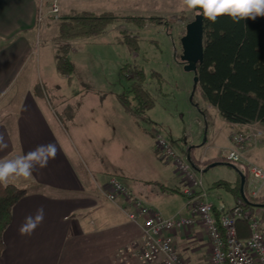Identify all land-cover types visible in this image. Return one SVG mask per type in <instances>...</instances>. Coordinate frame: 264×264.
<instances>
[{
  "label": "crops",
  "instance_id": "obj_1",
  "mask_svg": "<svg viewBox=\"0 0 264 264\" xmlns=\"http://www.w3.org/2000/svg\"><path fill=\"white\" fill-rule=\"evenodd\" d=\"M40 5L41 0H0V135L8 145L0 150V159H13L42 144L57 147L47 167H37L30 178L8 183L29 194L13 208L0 264H113L118 249L140 237L142 220L131 221L132 209L126 201L106 199L111 178H119L164 217L188 216L176 197H183L182 181L176 168L161 162L154 151L160 131L148 132L144 124L128 116L117 100L122 93H112L105 103L90 100L87 91L70 90V85L66 90L59 88L72 77L59 74L55 44L54 49L43 47L41 51L40 45L38 55L32 54L39 36ZM43 14L48 19V11L44 9ZM42 26L41 34L48 31L46 23ZM205 110L208 126L200 119L202 130L197 136L191 138L187 128L190 140L186 138L182 146L171 140L182 152L192 149L199 163L220 159L222 149L234 147L233 133L247 127L229 123L208 103ZM152 111L148 118L155 123L149 115ZM251 126L256 131L254 143L238 151L245 163L264 169V127ZM204 131L203 144L194 146ZM218 139L225 145L214 151ZM142 161L148 162L146 167ZM229 167L236 173L229 171L224 181L234 187L241 173ZM231 195L233 205H213L216 217L235 206L238 199ZM40 207L44 208L43 222L32 235L21 236L19 228L25 218ZM255 211L263 213L264 221V209ZM189 233H174L176 249L191 264H211L204 228L196 226Z\"/></svg>",
  "mask_w": 264,
  "mask_h": 264
},
{
  "label": "rangeland",
  "instance_id": "obj_2",
  "mask_svg": "<svg viewBox=\"0 0 264 264\" xmlns=\"http://www.w3.org/2000/svg\"><path fill=\"white\" fill-rule=\"evenodd\" d=\"M51 1L43 0L46 11L50 10ZM58 4L60 7L59 16L69 14L73 10L99 14L112 12L122 17L169 18L175 15L185 16L187 21L175 24L170 29V33L162 26L148 24L144 29H139L133 23L117 22L100 36L74 40L73 44L70 43L72 48L74 47L70 58L75 66V71L71 76L72 80L69 83L64 80V84L59 88L66 90L70 85V90L79 89L89 92L90 100L99 99L107 103L108 97L112 93L127 92L131 86V81L122 76L121 68L125 64L138 65L144 69L146 74L144 86L155 99V108L149 115L156 124L150 122L149 119L146 120L142 123L146 126V130L148 132L154 130V133L160 131V134L166 139L177 140L181 146L186 138L190 140L186 135L187 132L191 138L201 132L200 119L204 125L208 121L205 120L199 108L205 110L207 103L202 99L199 91L193 92L194 74L186 72L175 58L176 55H182L181 39L186 35L187 24L195 19V11H184L180 7V0H58ZM48 14V19L45 18L43 23H46L45 30L48 31L46 33L43 31L39 36V39L42 40L40 51L43 47L47 49L53 47L52 49H54V39L58 34V28L55 26L56 18L50 13ZM133 39H137L138 48L136 51L131 50L127 45L131 44ZM154 73L158 74L160 79L154 76ZM42 86L44 85L41 83V89L45 90ZM45 86L47 90L53 89V86ZM192 93L194 96L191 99ZM206 135L207 132L204 131L203 139L194 146L202 145ZM224 145L218 139L214 151ZM174 146L179 152L188 154L187 151L182 152L176 145ZM141 163L145 167L148 164L144 161ZM229 171L236 173L235 169L227 165L216 166L207 173L202 172L209 204L220 206L225 202L228 205H233L231 193L225 188L214 186L215 182L226 180ZM213 180L217 181L213 182ZM176 197L180 208L183 205L186 206L187 199L184 196L178 194ZM188 236H191V233ZM180 254L188 257L185 254Z\"/></svg>",
  "mask_w": 264,
  "mask_h": 264
},
{
  "label": "trees",
  "instance_id": "obj_3",
  "mask_svg": "<svg viewBox=\"0 0 264 264\" xmlns=\"http://www.w3.org/2000/svg\"><path fill=\"white\" fill-rule=\"evenodd\" d=\"M186 21L187 18L183 15L144 18L122 17L112 12L99 14L73 10L69 14L58 16L55 21L58 28L57 37L54 39L57 70L62 76H72L75 66L70 58V42L100 36L117 22L133 23L139 29H144L148 24L162 26L170 33L175 24ZM204 27V62L197 66L199 83L194 92L199 91L202 99L218 108L221 116L229 123L264 127V17H257L255 20L242 19L235 23L231 17L224 15L218 17L214 23L204 19ZM133 40H128L131 44L127 45L136 51L137 39ZM176 60L181 63L180 55H176ZM121 74L131 81V86L127 92L118 95L117 100L128 116L137 123H143L149 119L148 113L155 108V99L144 86L145 71L138 65L125 64L121 68ZM154 76L160 79L158 74L154 73ZM199 109L208 121V113ZM207 125L208 122L205 128ZM188 154L191 163L197 168L203 165L206 170L212 164L234 167L223 159L199 163L194 158L192 149ZM245 178L247 179L246 176ZM214 186L225 188L237 199H243L248 210L264 209V195L254 199L242 197L240 178L234 187L225 181H219ZM174 191L179 192L176 189ZM28 194L26 189L12 184L7 187L0 186V256L5 250L4 233L11 225L13 208ZM237 231L240 239L250 237L246 221H237Z\"/></svg>",
  "mask_w": 264,
  "mask_h": 264
},
{
  "label": "built area",
  "instance_id": "obj_4",
  "mask_svg": "<svg viewBox=\"0 0 264 264\" xmlns=\"http://www.w3.org/2000/svg\"><path fill=\"white\" fill-rule=\"evenodd\" d=\"M44 3L39 7V36L46 15L43 14ZM48 13L56 19L60 13L58 0H52ZM49 16V15H48ZM47 16V17H48ZM42 26V27H41ZM37 39L33 55H38L41 40ZM256 131L247 125L244 132H234L232 149H222L220 159L233 165L247 177L244 188L246 198L254 199L264 193V169L245 163L238 149H246L254 143ZM155 151L159 160L172 164L182 181L181 192L187 199L185 210L188 216L176 215L164 217L158 210L147 205L136 196L119 178L113 177L106 186L105 196L110 202L126 201L131 212L129 218L139 225L140 237L118 249L113 264H191L175 247L176 231L190 232L196 226H202L207 233L210 246L211 264H264V221L263 213L246 209L243 199H238L235 206L224 210L218 217L214 206L207 202L208 193L203 181L204 167H195L189 154L179 152L165 136L159 135L155 140ZM248 223L250 237L240 239L237 221Z\"/></svg>",
  "mask_w": 264,
  "mask_h": 264
},
{
  "label": "clouds",
  "instance_id": "obj_5",
  "mask_svg": "<svg viewBox=\"0 0 264 264\" xmlns=\"http://www.w3.org/2000/svg\"><path fill=\"white\" fill-rule=\"evenodd\" d=\"M180 7L186 11H195L197 16L216 22L218 17L227 15L233 22L264 17V0H180ZM202 9V11H196ZM7 143L0 135V150L6 149ZM57 147L54 143L42 144L26 154L13 159H0V186L7 187L10 180L30 178L37 167H47L55 159ZM44 220V208L37 209L35 215H28L19 228L21 236H30Z\"/></svg>",
  "mask_w": 264,
  "mask_h": 264
},
{
  "label": "water",
  "instance_id": "obj_6",
  "mask_svg": "<svg viewBox=\"0 0 264 264\" xmlns=\"http://www.w3.org/2000/svg\"><path fill=\"white\" fill-rule=\"evenodd\" d=\"M196 11H202L197 9ZM204 17L195 16V19L187 24L186 35L181 39L182 55L180 56L181 63L186 72L194 74V89L198 86L199 78L197 76V66L204 62V49H205V29H204ZM176 57V56H175ZM194 92V90H193ZM194 93L191 95L193 98ZM218 164H212L205 171L214 168ZM241 179V195L244 199H247L244 192L246 178L244 175H240Z\"/></svg>",
  "mask_w": 264,
  "mask_h": 264
},
{
  "label": "bare ground",
  "instance_id": "obj_7",
  "mask_svg": "<svg viewBox=\"0 0 264 264\" xmlns=\"http://www.w3.org/2000/svg\"><path fill=\"white\" fill-rule=\"evenodd\" d=\"M148 205V204H147Z\"/></svg>",
  "mask_w": 264,
  "mask_h": 264
}]
</instances>
